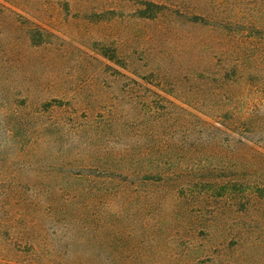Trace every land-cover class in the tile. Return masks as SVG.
Returning <instances> with one entry per match:
<instances>
[{"label": "trees", "instance_id": "trees-1", "mask_svg": "<svg viewBox=\"0 0 264 264\" xmlns=\"http://www.w3.org/2000/svg\"><path fill=\"white\" fill-rule=\"evenodd\" d=\"M142 4L152 14L167 10ZM188 15L204 29L181 42L182 73L163 71V92L184 105L134 95L142 102L131 103L132 122L151 115L152 146L102 151L83 174L107 186L85 201L76 186L61 190L70 206L56 209L54 243L32 247L38 264H264V0H195ZM121 48L104 56L118 60ZM110 76L121 91L127 80L143 89L120 72ZM133 182L156 189L136 191ZM101 201L106 207L96 210ZM161 208L163 224L152 215Z\"/></svg>", "mask_w": 264, "mask_h": 264}, {"label": "rangeland", "instance_id": "rangeland-1", "mask_svg": "<svg viewBox=\"0 0 264 264\" xmlns=\"http://www.w3.org/2000/svg\"><path fill=\"white\" fill-rule=\"evenodd\" d=\"M151 1L167 10L144 11L142 0H0V15L9 17L0 22V264H38L32 247L54 243L56 209L70 206L58 199L61 190L76 186L85 201L107 186L83 174L94 171L102 151L152 146L151 115L131 119V103L141 101L135 94L184 105L163 92L170 89L163 71L182 73L181 42L204 28L188 21L195 0ZM141 12L155 16L138 18ZM117 45L118 60L104 56ZM115 71L143 89L127 80L121 91L109 80ZM155 186L133 182L136 191ZM105 204L96 202V210ZM152 215L163 224V208Z\"/></svg>", "mask_w": 264, "mask_h": 264}]
</instances>
